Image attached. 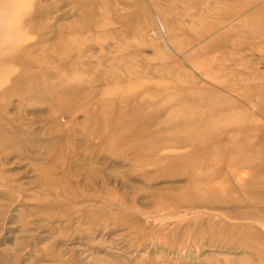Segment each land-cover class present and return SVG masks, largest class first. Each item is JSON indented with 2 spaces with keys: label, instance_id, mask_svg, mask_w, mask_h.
I'll return each mask as SVG.
<instances>
[{
  "label": "rangeland",
  "instance_id": "obj_1",
  "mask_svg": "<svg viewBox=\"0 0 264 264\" xmlns=\"http://www.w3.org/2000/svg\"><path fill=\"white\" fill-rule=\"evenodd\" d=\"M0 264H264V0H0Z\"/></svg>",
  "mask_w": 264,
  "mask_h": 264
},
{
  "label": "bare ground",
  "instance_id": "obj_2",
  "mask_svg": "<svg viewBox=\"0 0 264 264\" xmlns=\"http://www.w3.org/2000/svg\"><path fill=\"white\" fill-rule=\"evenodd\" d=\"M151 147V146H150ZM215 203V202H214ZM214 205V204H213Z\"/></svg>",
  "mask_w": 264,
  "mask_h": 264
}]
</instances>
